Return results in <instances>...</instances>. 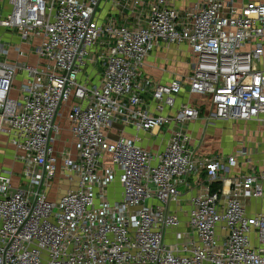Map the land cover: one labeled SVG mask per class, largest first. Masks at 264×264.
<instances>
[{
  "label": "built area",
  "instance_id": "obj_1",
  "mask_svg": "<svg viewBox=\"0 0 264 264\" xmlns=\"http://www.w3.org/2000/svg\"><path fill=\"white\" fill-rule=\"evenodd\" d=\"M8 1L0 27L37 63L12 61L23 49L0 39V134L23 164L17 187L13 170L0 174V264H264V140L204 153L188 128L264 127V0ZM183 45L188 74H145L153 52ZM66 106L72 142L58 150ZM171 125L162 149L140 145ZM240 158L250 170L230 177ZM56 179L73 186L52 199Z\"/></svg>",
  "mask_w": 264,
  "mask_h": 264
},
{
  "label": "crops",
  "instance_id": "obj_2",
  "mask_svg": "<svg viewBox=\"0 0 264 264\" xmlns=\"http://www.w3.org/2000/svg\"><path fill=\"white\" fill-rule=\"evenodd\" d=\"M187 1L188 0H176V4L178 6H183L186 4ZM10 11H11V5L9 4L8 0H3L2 2H0V17L1 16L3 17ZM0 36L3 38L12 37L10 32H6V30H4L1 27H0ZM9 41L13 42L12 40H9ZM38 44H39V41H34L32 45L35 47ZM14 45L16 47H21L25 54L20 56L12 49L10 52V59L12 61L13 60H24L30 64L37 63V56L35 54H30V48H31L30 44L25 43L21 41L20 39L18 41V44H14ZM188 52H189V49L185 45L180 47L179 50H175L173 49V47L168 48V49L164 48L162 50H157L153 52L148 58L146 66L144 68V72L149 77H152L156 81L163 82V83H168L171 80L176 79L177 77L186 75L189 73V67L181 66L180 59H181L182 53L184 57H186L185 55H188ZM182 73L183 75H181ZM21 82H22V77H19L18 80L16 81L14 90L11 93L13 97L18 95V92H19L18 90H19V86ZM184 98H187V97L184 96ZM203 100L204 98L200 95H193L191 98V102L200 103ZM64 109L67 112L68 106L64 107ZM65 120L67 121L66 117H65ZM203 120L204 118L200 119L199 121L192 122L189 124L188 128H189V132L192 134V137L196 136L199 132H202V131L207 133L208 129L212 128L211 125L218 128L217 127L218 125H222V124L224 125L225 123L227 125H231L234 131H237L238 132L237 134H239L238 135L239 140L236 142L235 145L231 146V149L228 150L227 153L225 151L223 152L222 151H212L208 153L232 155L238 149H240V147L242 148L243 146H245L247 149L256 148L257 145H259V143H261L264 140V127L254 122L216 121V122H213L211 125H207L206 122H202ZM242 123L247 124V125L243 126ZM64 127H65V122H64ZM173 128L174 126L171 125L167 128L162 129L157 134L141 133L143 140L140 142V145L146 149L153 150V151H158L162 149L165 143L170 139ZM64 133L67 134L66 129H64ZM124 133L126 136H129V137H133L135 135L134 131L131 129H127ZM69 135L71 137V133ZM245 135H246L245 137L246 140L244 139ZM71 142H72V137H71ZM2 143L4 147H0V174H2L4 169L13 170L14 175L12 176V183L15 187H17L20 185V174L19 173L23 170V164L22 162L18 161L15 158V150L9 144V137L5 133L0 134V145ZM64 143H65L64 140L61 141V138H59V141L56 144V149L62 150L64 148ZM193 144L200 149V147L196 143H193ZM70 145L71 144H67L65 146L69 147ZM200 151L204 152L201 149ZM252 158H253L252 163L254 164V166L258 170H261V168H263V159L261 155V150H259L257 154L252 155ZM240 162L241 163L238 166L232 167L229 173H227V175L232 177L239 173H247V171L250 170L251 164L245 163V160L241 158H240ZM71 186L73 185L71 184L68 185V187H71ZM192 192L193 190L190 191L189 189L188 191H186V189L183 188V196L181 197V201L183 202L184 208H187L188 205L186 203V200H188ZM109 193H110V188H109ZM121 195H122V188H121ZM109 198L111 201H116L111 198L110 194H109ZM255 204L256 206L254 208ZM261 206L263 205L261 204V201L259 200L251 202V210H255L256 208L260 209Z\"/></svg>",
  "mask_w": 264,
  "mask_h": 264
},
{
  "label": "rangeland",
  "instance_id": "obj_3",
  "mask_svg": "<svg viewBox=\"0 0 264 264\" xmlns=\"http://www.w3.org/2000/svg\"><path fill=\"white\" fill-rule=\"evenodd\" d=\"M11 35H12V37H7V38H3L0 36V39L3 43L11 45V46H9V48H11L12 46L14 47L15 46L14 44H18V41L20 40L18 35H16L15 33H11ZM9 40H12L13 42H11ZM23 45H25V44H23ZM173 49L179 50L177 47H173ZM185 56L186 57H184L183 53L181 54L180 65L185 66V67H189L190 60L187 58V55H185ZM181 75H183V73ZM66 114H67L66 110L64 109V107H62L61 108V115H59V117L57 119L59 126L61 128L60 133H59V138H61V141L64 140V142H65L64 148L68 147L65 145L71 144V137L69 135L70 134V132H69V121L65 120V117L67 118ZM64 122H65V127H64ZM202 122H206V118ZM222 125H218L217 126L218 128L211 125L212 128H209L207 133L204 131L199 132L196 136L193 137L194 138L193 143H196L200 147V149L202 151H204L205 153L212 152V151H222V152L225 151L227 153L228 150L231 149V146L235 145L236 142L239 140V137H238L239 134H237L238 133L237 131H234V129H233V127H231V125H227L226 123L223 126ZM236 125H238V124H236ZM242 125L245 126L247 124L242 123ZM64 129H66L67 134L64 133ZM246 135L244 136L245 140H246V138H245ZM59 138H58V141H59ZM0 147H4L3 143L0 145ZM68 185H69V183L62 181L60 179H56L52 183L51 187L49 188V197L52 199L56 198L55 197L56 195H59L68 189ZM110 196L113 200H117V199H120L122 197V195H121V183H120L119 179L114 180V182L111 184ZM185 210H186V208H183L182 212H184ZM183 215L184 214H181L180 216H183Z\"/></svg>",
  "mask_w": 264,
  "mask_h": 264
}]
</instances>
